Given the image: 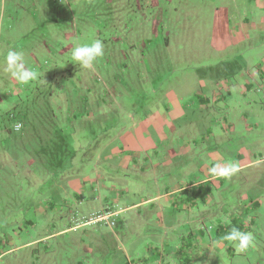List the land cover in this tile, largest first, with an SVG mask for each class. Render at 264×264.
Wrapping results in <instances>:
<instances>
[{
	"label": "rangeland",
	"instance_id": "1",
	"mask_svg": "<svg viewBox=\"0 0 264 264\" xmlns=\"http://www.w3.org/2000/svg\"><path fill=\"white\" fill-rule=\"evenodd\" d=\"M182 7L192 13L198 2L158 0L155 6L152 0H0V264H74L86 241L85 229L63 231L117 198L108 187L114 184L122 190L132 183L149 191L153 188L150 181H133L114 162L113 168L104 167L105 162L95 161L92 154L98 142L106 145L110 140H122L135 122L143 121L152 111H165L161 92L154 94L157 82L146 75L144 64H139L143 53L139 44L151 37L154 26L176 24ZM161 11L163 17L157 18ZM195 21L192 19V25ZM95 40L102 41L104 54L91 68L72 61L74 47ZM9 50L23 52L26 67L38 73L35 81L22 85L5 71ZM202 51L172 49L173 58L188 60L180 64L188 69L182 75H194L190 64L209 55ZM123 52L137 62L126 61ZM258 52L262 54L248 56L239 49L229 52L233 68L227 70L231 74L225 69L213 70L222 80L228 78L223 90L215 97L207 96L205 110L192 95L186 117L174 124L177 131L166 128L170 140L191 142L190 155L196 160L193 172L201 166L210 169L212 156L236 162L231 155L250 154L252 161H262L250 172L264 183V79L251 78L257 73L258 58L264 56V50ZM242 57L244 62L252 59L257 64L246 70L240 63ZM211 60L217 63L221 57ZM169 71H173L171 66L161 69ZM122 74L120 84L116 77ZM181 77L170 74L163 91ZM249 83L253 90L244 93L241 86ZM229 87L231 94L227 93ZM88 107L94 109V119H87ZM69 112L78 120L85 118L87 125L72 126ZM182 171H187L185 166ZM98 173L105 179L95 185L94 195L99 198L76 197L72 185L85 176L97 184ZM204 178L203 173L194 177L195 181ZM226 180L222 189L208 184L212 196L198 202L193 212L180 204L179 210L168 208L162 221L159 208L148 213L151 206H144L115 218L113 226L88 227L93 235L104 234L111 241L105 264H113L107 254L119 258L131 249L137 251V257H151L149 264L155 259L162 262L160 255L165 256L163 264H186L187 258L191 264H264V186H241L238 174ZM243 191L258 197L255 213L242 209ZM131 199L138 204L143 195L131 194L119 207L131 205ZM140 214L144 220L138 218ZM233 216L246 224L256 217V233L253 227L250 231L255 246L245 252H237L222 239L234 226L231 220L225 222ZM196 228L202 230L208 246L189 239L190 230ZM152 236L159 239L147 242ZM192 243L195 246L191 247Z\"/></svg>",
	"mask_w": 264,
	"mask_h": 264
},
{
	"label": "crops",
	"instance_id": "2",
	"mask_svg": "<svg viewBox=\"0 0 264 264\" xmlns=\"http://www.w3.org/2000/svg\"><path fill=\"white\" fill-rule=\"evenodd\" d=\"M152 1L156 6L158 0ZM196 1L198 2V7L192 13L187 11L185 7H182L184 9L181 11L177 9L176 24L172 26H154L151 30V37L139 44L143 50L139 64H144L146 75L154 78L153 80L157 82L154 87V94L161 92L163 100H161L160 104L163 102L165 111L162 113L152 111L143 121L135 122L131 130L123 136L122 140H110L106 145H100L98 142L96 144L97 150L92 154V158L95 161L105 162L104 167L107 164L108 169L113 168L114 164L112 162H114L117 167L127 171L128 173L126 174L132 177L133 181L140 179L141 183L150 181L153 188L149 191L144 186L132 185V183L131 185L128 184L125 186L122 190L116 189L114 184L108 187L109 189L107 190L115 193L117 198H114L111 203L103 207L98 213H93L92 218H83L81 219L83 222L74 225L71 224V227L63 231L74 233L85 229L83 236L86 241L81 245V252H78L76 255L74 264H105L106 249H109L108 245L111 241H107L104 234L100 236L93 235V229L88 230V227L101 223L113 226L114 224L111 221L115 220V218L144 206H151V210L147 211L148 213L155 208H159L162 221L165 220V211L168 208L179 210L180 204L187 206L193 212L198 202H206V198L212 196L211 187L208 184H213L217 189H222L226 184L227 180L224 178H211L208 167L201 166L200 169L198 168L193 172L191 168L195 165L196 160L195 157H191L190 155L193 149L191 142L188 140H180V143L179 140H170L166 128L171 127L173 132L177 131L174 124L178 120L186 117L189 108L186 107V104H189V99L192 95L199 99L201 103L199 107L205 110L209 101L207 96L215 97L218 92L223 90L222 85L228 83V78L222 80L220 75L213 74V70L225 69L231 74L230 70L233 66L229 56L232 53L228 55L229 52L239 49L243 53L248 54V56L262 54L258 51L260 49L264 50V0ZM159 17H163L162 11L158 14L157 18ZM192 19L196 20L194 25H192ZM175 46L183 52L193 50L195 54H203L204 52L202 50H207L209 54L207 56L208 59L205 57L204 59L206 60L202 59L190 64L193 67H190L194 71L193 76L189 74L182 75L188 69L180 64L188 60L181 57L178 59L172 57V49ZM134 47L135 45L132 46V48ZM123 53L126 55V61L132 63L137 62V60H132L127 52ZM219 57H221V60L217 63L214 62L215 60H211ZM260 58H258V62H260L258 64L252 59L247 60V62L246 60L244 62L243 57L241 59L240 63L245 66L246 70L248 67H254V64H257V73L253 72L251 74L252 79H258L259 77L262 80L264 79V56ZM125 66L127 67V65ZM170 66L173 70L171 73L170 71L166 73L161 72L163 67ZM227 68L230 70H227ZM170 74H173V77L174 75H181L182 77L177 78V83L171 89L163 91V83L170 81ZM123 76L122 74V76L116 77V82L121 84L123 82ZM100 81L105 85V78H102ZM191 81L194 83H191ZM241 87L244 93L253 90V85L250 83L243 84ZM227 93L231 94L230 87L227 88ZM97 109L99 110V108ZM101 110L100 112L103 113ZM87 112V119L95 118L93 108L88 107ZM69 115L70 120H72V126L78 125L79 128H83L84 124H86L85 118L78 120L76 116L72 117L70 112ZM182 141L184 142L183 145ZM108 148L110 149L109 151H107ZM251 156L253 155L251 154ZM231 157L239 164L240 171L236 174L239 175L241 186H264L263 181L256 180L258 177L253 172H250V169L262 163L261 160L254 162L255 159H253L252 161L250 154H233ZM212 161L214 162L212 164L213 166L217 163L223 166L227 162L223 157L216 159L213 156ZM184 166L187 170L186 172L182 171ZM202 173L206 177L204 181H195V174ZM97 175L100 179L97 181V184L95 179L85 176L78 184L72 185V187H75L76 197H79L81 200H95L99 198L94 195L96 193L95 185L104 182L105 179L101 178L99 173ZM112 175H114L113 172ZM111 180L115 182L114 179ZM89 184L93 187L91 191L87 187ZM131 194H135L136 197L143 195V199L138 204H135L133 199H131V205L124 208L119 207L122 200L125 198L129 199ZM60 200L66 203L62 198ZM241 200L242 209L248 212V214L255 213L254 207L257 208L260 205L258 197L246 191L241 192ZM134 201L136 200L134 199ZM82 202L81 204H85ZM138 218L144 220L141 214ZM255 218L254 216L250 224H246L238 216L231 217L228 222L231 220L235 228H238L240 231L243 230L244 232L252 231L253 227V231L256 233ZM196 221L200 222L199 219H196ZM223 228L225 227L223 226ZM232 228H229V230ZM197 229L190 230L189 239L194 240L202 247L208 246L207 238L203 235L202 230ZM150 239L155 241L159 238L152 236L146 241L149 242ZM160 242L163 245L166 244L161 239ZM167 243L169 245V242ZM219 245L224 247L226 243L219 242ZM190 246H195V244L192 243ZM190 246L187 247L189 248ZM231 249L232 247H230ZM155 250L157 251L156 247ZM136 252L131 249L126 254L121 253L122 256L119 258L116 255L109 254H107V257L111 258L113 264H149V261L152 259L151 257H137ZM160 258L164 260L165 256L160 255ZM163 260L160 262L155 259L151 264H163ZM185 263L191 264L188 258Z\"/></svg>",
	"mask_w": 264,
	"mask_h": 264
},
{
	"label": "clouds",
	"instance_id": "3",
	"mask_svg": "<svg viewBox=\"0 0 264 264\" xmlns=\"http://www.w3.org/2000/svg\"><path fill=\"white\" fill-rule=\"evenodd\" d=\"M103 43L95 40L91 43L77 45L71 52L72 61L78 63L83 68H91L94 62L102 57ZM5 71L22 85H28L38 78L37 71L26 67L24 54L21 51L9 50L5 55ZM240 171L239 164L235 161H227L223 166L215 164L209 169L210 177L213 179H230ZM228 223V221H225ZM233 245L237 252H245L255 246V237L251 232L240 231L233 227L222 238Z\"/></svg>",
	"mask_w": 264,
	"mask_h": 264
},
{
	"label": "trees",
	"instance_id": "4",
	"mask_svg": "<svg viewBox=\"0 0 264 264\" xmlns=\"http://www.w3.org/2000/svg\"><path fill=\"white\" fill-rule=\"evenodd\" d=\"M189 185H191V184H189ZM234 227V226H233Z\"/></svg>",
	"mask_w": 264,
	"mask_h": 264
}]
</instances>
